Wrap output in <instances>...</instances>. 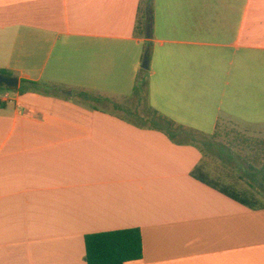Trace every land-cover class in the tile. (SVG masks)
Masks as SVG:
<instances>
[{
	"label": "crops",
	"instance_id": "obj_1",
	"mask_svg": "<svg viewBox=\"0 0 264 264\" xmlns=\"http://www.w3.org/2000/svg\"><path fill=\"white\" fill-rule=\"evenodd\" d=\"M148 2L0 0V74L64 88L0 107V264H88L86 235L135 227L143 257L124 264H264V194L229 180V156L112 110L144 78L149 105L197 136L263 126L264 0H153L151 38Z\"/></svg>",
	"mask_w": 264,
	"mask_h": 264
},
{
	"label": "trees",
	"instance_id": "obj_2",
	"mask_svg": "<svg viewBox=\"0 0 264 264\" xmlns=\"http://www.w3.org/2000/svg\"><path fill=\"white\" fill-rule=\"evenodd\" d=\"M144 8L145 9H143L142 16V28L143 30L146 29V26L148 24V18L151 17V25L153 29V0H149V2L145 5ZM152 45V43H148L147 49L150 50ZM142 71L146 73L148 72V70L146 69H142ZM1 73L11 76V74L5 70L1 71ZM146 85V80L144 78H140L134 86L132 94L138 96L140 100H143ZM7 90H17L21 94H24L27 91L31 90L47 92L64 91V88L51 84L22 80L20 86L16 88H10L8 86L0 84V92ZM77 95L81 100L86 102H94L96 100L101 99L100 96H97L85 90L78 91ZM4 105L5 104L3 103L0 105V107ZM115 107L119 108L121 106L120 104H115ZM148 108L150 112L147 117L145 115H138L137 111L133 112L130 110L127 111L128 115L122 117L123 119L128 121L150 124L151 127L162 130L169 138L174 140L178 139L182 135H184L185 137H190L191 142L196 145L198 143V147L202 150L203 148H216L220 151L221 154L229 156L231 160L234 158V155L231 153V151L228 150L230 148L227 149L226 145L222 146L220 143L217 144L213 142V140L216 139L218 136L217 131L211 137H206L209 138L206 139L207 141L202 142L195 136L196 131L184 125L178 124L174 120L153 109L149 104ZM133 114H136L137 117L133 118ZM190 138L183 140L188 141ZM210 139H212V141H209ZM259 174L261 176L262 181H264V165L261 169H259ZM193 175L204 183L220 190L221 192L242 203L249 205L262 202L261 199L255 198V196L253 197L248 191H244L243 189L233 186L232 184H222L220 181L210 178V176L201 167H198L197 170L193 172ZM256 175L258 174H255V176ZM85 240L86 260L88 264H124L127 261L138 260L143 257V236L141 229L138 227L92 233L86 235Z\"/></svg>",
	"mask_w": 264,
	"mask_h": 264
},
{
	"label": "rangeland",
	"instance_id": "obj_3",
	"mask_svg": "<svg viewBox=\"0 0 264 264\" xmlns=\"http://www.w3.org/2000/svg\"><path fill=\"white\" fill-rule=\"evenodd\" d=\"M145 74L146 72L142 71V75ZM41 83L47 84L46 82ZM146 95L147 92L145 88L143 100H140L138 96L132 94L129 98L117 103L120 104L121 107L116 108L114 106L112 110L123 116L128 115V110L133 112L137 111L138 115H145L147 117L150 110L148 108L149 103ZM132 116L133 118L137 117L136 114ZM218 133L217 140L221 142V144L226 145L227 149L230 148L228 150L234 155V158L230 161L223 160V162H221L220 160L226 167L229 180L239 184L237 178L240 176L243 180L242 186L248 188L250 185L249 183H251L256 191L264 194V181H262L259 174V169L264 165V125L257 128H249L239 124L235 120L227 119L222 122ZM195 136L202 142L209 139L204 136ZM188 138L190 137L181 136L182 140ZM255 174H258V176H255ZM254 176L256 178H254Z\"/></svg>",
	"mask_w": 264,
	"mask_h": 264
},
{
	"label": "water",
	"instance_id": "obj_4",
	"mask_svg": "<svg viewBox=\"0 0 264 264\" xmlns=\"http://www.w3.org/2000/svg\"><path fill=\"white\" fill-rule=\"evenodd\" d=\"M147 36L150 38L152 36V25H151V17L148 18L147 24ZM149 49L146 51L142 63V68L149 70L150 69V54ZM0 84L4 86H8L10 88H16L20 84V80L18 77L15 76H8L5 74H0Z\"/></svg>",
	"mask_w": 264,
	"mask_h": 264
},
{
	"label": "built area",
	"instance_id": "obj_5",
	"mask_svg": "<svg viewBox=\"0 0 264 264\" xmlns=\"http://www.w3.org/2000/svg\"><path fill=\"white\" fill-rule=\"evenodd\" d=\"M12 101H14V98L10 90L0 94V105Z\"/></svg>",
	"mask_w": 264,
	"mask_h": 264
}]
</instances>
